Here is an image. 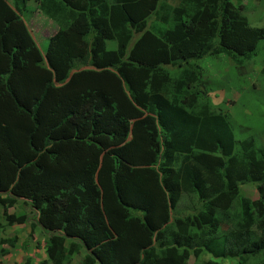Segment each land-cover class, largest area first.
<instances>
[{
	"label": "trees",
	"instance_id": "16d2710c",
	"mask_svg": "<svg viewBox=\"0 0 264 264\" xmlns=\"http://www.w3.org/2000/svg\"><path fill=\"white\" fill-rule=\"evenodd\" d=\"M9 1L1 217L46 235L45 258L24 264H188L202 253L264 264V155L212 110L204 82L220 56L242 68L264 41L244 0H176L155 11L168 29L154 32L129 14L137 0H34L58 25L44 55L25 27L29 0ZM183 197L192 214L175 217ZM20 203L32 219L9 214Z\"/></svg>",
	"mask_w": 264,
	"mask_h": 264
},
{
	"label": "rangeland",
	"instance_id": "374dc122",
	"mask_svg": "<svg viewBox=\"0 0 264 264\" xmlns=\"http://www.w3.org/2000/svg\"><path fill=\"white\" fill-rule=\"evenodd\" d=\"M9 2L12 4L11 0ZM176 3V0H137V3L127 10L134 20H146L148 27L154 32L167 28L155 19V11L168 13ZM243 5V15L249 24L254 28H264V0H246ZM23 19L25 27L34 36L38 49L43 55L46 54L49 39L58 31V25L42 13L34 0L27 1ZM107 45L112 48L114 42H108ZM108 57L111 60L116 59L110 53ZM207 62L208 60L202 65ZM209 69V75L204 73V82L209 86V90H212L211 96L215 98V106L213 105L212 110L215 113L225 114L234 126L242 127L243 137L252 139L253 144L264 155V41L259 44L257 55L246 62L242 68L233 66L227 58L220 56L217 59V66L213 68L209 66ZM254 189L255 185L242 187V197L251 201L255 200L257 196ZM194 203L183 197L177 204L174 216L191 215ZM30 211L29 207L20 203L8 212L18 216L26 214L32 219ZM1 213L0 210V264H24L28 258L43 260L46 235L39 229L31 230L29 223L7 226ZM80 258L81 256L74 258L69 264H77ZM208 260L219 264H237L232 260L215 259L207 253L200 254L198 258H190L188 264H204ZM248 264H255V262L249 261Z\"/></svg>",
	"mask_w": 264,
	"mask_h": 264
},
{
	"label": "clouds",
	"instance_id": "9594fccd",
	"mask_svg": "<svg viewBox=\"0 0 264 264\" xmlns=\"http://www.w3.org/2000/svg\"><path fill=\"white\" fill-rule=\"evenodd\" d=\"M245 1H246V0H244L243 2H245ZM56 33H57V32H56ZM56 33H55V34H56ZM55 34H54V35H55ZM31 35H32V34H31ZM54 35H53V36H54ZM53 36H52V37H53ZM32 37L34 38L33 35H32ZM52 37H51V38H52ZM51 38H50V39H51ZM34 39H35V38H34ZM50 39H49V40H50ZM35 41H36V40H35ZM36 43H37V42H36ZM254 191H255V189H254ZM255 194H256V192H255ZM256 198H257V197H256Z\"/></svg>",
	"mask_w": 264,
	"mask_h": 264
}]
</instances>
